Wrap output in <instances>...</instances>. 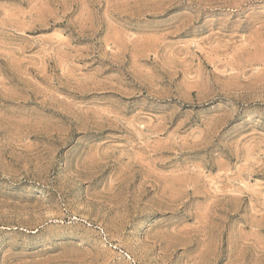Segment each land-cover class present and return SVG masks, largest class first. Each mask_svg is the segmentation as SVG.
<instances>
[{"label": "rangeland", "instance_id": "1", "mask_svg": "<svg viewBox=\"0 0 264 264\" xmlns=\"http://www.w3.org/2000/svg\"><path fill=\"white\" fill-rule=\"evenodd\" d=\"M0 264H264V0H0Z\"/></svg>", "mask_w": 264, "mask_h": 264}]
</instances>
